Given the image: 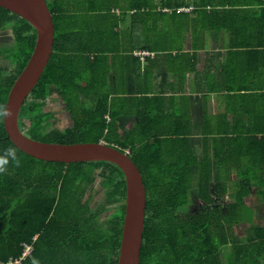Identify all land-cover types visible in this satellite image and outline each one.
I'll use <instances>...</instances> for the list:
<instances>
[{
	"label": "trees",
	"instance_id": "obj_1",
	"mask_svg": "<svg viewBox=\"0 0 264 264\" xmlns=\"http://www.w3.org/2000/svg\"><path fill=\"white\" fill-rule=\"evenodd\" d=\"M46 1L53 20V49L20 109L21 131L43 141L103 139L128 149L145 187L139 264H264V219L257 222L255 218L264 201V133L205 134L199 154L189 136L122 137L113 117L108 122L104 118L109 104L108 92L101 88L104 72L99 70V56L123 45H119L121 33L137 38L139 48H147V38L150 43L161 41L163 30L166 34L174 30L177 16L183 14L178 10L180 3ZM194 1L198 4L193 11H200L196 18L202 16L204 26L215 18L220 21L218 27H227L228 14L220 10L224 6L257 4L260 13L247 14L246 21L241 14L232 13L231 27L234 29L237 22L238 29L256 26L264 31V0ZM128 19L130 26L124 27ZM163 22L172 26L165 27ZM7 25L12 43L0 50L11 66L0 65V105H5L35 42L34 27L0 6V29ZM87 51L94 54L83 62L81 54ZM81 62L84 64L78 66ZM50 86L56 87L72 125L61 130L51 127L40 139L47 119L52 117L45 108ZM9 147L17 150L21 163L19 167L10 163L8 171L0 175V263L20 259L17 264H118L125 197L120 168L104 160L68 163L35 158L11 142L0 118V154ZM96 177L104 201L84 197ZM193 192L197 205L190 207ZM110 204L114 205L108 209ZM104 214L108 216L101 220ZM225 223L239 228L247 224L248 232L228 238ZM228 243V250L221 249ZM25 244L31 245V251L21 258Z\"/></svg>",
	"mask_w": 264,
	"mask_h": 264
},
{
	"label": "crops",
	"instance_id": "obj_2",
	"mask_svg": "<svg viewBox=\"0 0 264 264\" xmlns=\"http://www.w3.org/2000/svg\"><path fill=\"white\" fill-rule=\"evenodd\" d=\"M171 1L180 3L183 14L174 30H163L161 41L147 38V48H139L137 38L121 33L123 45L99 56L101 88L108 92L106 122L113 117L122 137L189 136L199 154L205 134H263L264 41L258 40H264V31L256 26L238 29L237 22L233 29L229 18L239 13L246 21L247 14L260 13V6H224L220 10L228 14L227 27H218L215 18L208 26L201 23L202 16L196 18V1ZM93 54L82 53L83 62Z\"/></svg>",
	"mask_w": 264,
	"mask_h": 264
},
{
	"label": "water",
	"instance_id": "obj_3",
	"mask_svg": "<svg viewBox=\"0 0 264 264\" xmlns=\"http://www.w3.org/2000/svg\"><path fill=\"white\" fill-rule=\"evenodd\" d=\"M0 6L26 19L35 30V42L27 62L13 81L5 106L12 110L2 119L7 137L25 153L49 161H109L120 168L125 182L124 214L118 264H139L145 215L142 175L129 153L99 141H43L23 133L18 125L20 109L41 77L53 49L54 27L46 0H0Z\"/></svg>",
	"mask_w": 264,
	"mask_h": 264
},
{
	"label": "rangeland",
	"instance_id": "obj_4",
	"mask_svg": "<svg viewBox=\"0 0 264 264\" xmlns=\"http://www.w3.org/2000/svg\"><path fill=\"white\" fill-rule=\"evenodd\" d=\"M12 43V33L10 30V26L7 25L5 27H3L2 29H0V48H3L4 46L10 45ZM5 53L2 52V50H0V65H5L8 64L9 66H11V61L8 60V58L5 57L4 55ZM13 65V64H12ZM49 94H50V99L47 102V105L45 106V108L49 111L52 112V117H49L47 119L48 124L46 125V127L43 129V131H41L40 133V139H42L41 137H45L46 132L49 129H51V127H57V128H62L63 126H65L68 123H71V119L69 118L68 115V111L65 108L64 104L61 102L60 97L58 95V91L56 89L55 86H50L49 90H48ZM127 150V149H125ZM232 168V167H231ZM234 173H231L230 175H233ZM99 177H96L92 183L89 185L88 189L86 190L84 197L88 196L89 198H93L91 201H104L105 198V194L102 192L101 188L99 187ZM229 189L230 190V183L229 181H226ZM229 199V197L227 198ZM197 198L195 195V192L192 193V196L190 198V204L189 206L192 207L193 205H197ZM114 204H110L108 205V209H111L112 206ZM107 214H104V216L101 218V220H104L107 218ZM256 221H262L264 219V201L260 203L257 212H256ZM227 224L225 227V233L227 235L228 238H232L235 234H242L243 232H248V229L246 231V228H248L249 225L245 224V227L239 228L236 225L233 224ZM230 244L228 243L227 245H224L221 247V249H223L224 251L228 250Z\"/></svg>",
	"mask_w": 264,
	"mask_h": 264
},
{
	"label": "clouds",
	"instance_id": "obj_5",
	"mask_svg": "<svg viewBox=\"0 0 264 264\" xmlns=\"http://www.w3.org/2000/svg\"><path fill=\"white\" fill-rule=\"evenodd\" d=\"M12 116V110L5 105H0V118L9 119ZM12 163L15 167L20 166V158L14 147L7 148L3 154H0V175L8 171V165Z\"/></svg>",
	"mask_w": 264,
	"mask_h": 264
},
{
	"label": "built area",
	"instance_id": "obj_6",
	"mask_svg": "<svg viewBox=\"0 0 264 264\" xmlns=\"http://www.w3.org/2000/svg\"><path fill=\"white\" fill-rule=\"evenodd\" d=\"M126 151L128 152V149ZM24 246L25 247H24V251H23L21 258H24L26 254H28L31 251V245L25 244ZM19 262H20V259H10L8 262H6V264H12V263L17 264ZM0 264H3V263H0Z\"/></svg>",
	"mask_w": 264,
	"mask_h": 264
}]
</instances>
